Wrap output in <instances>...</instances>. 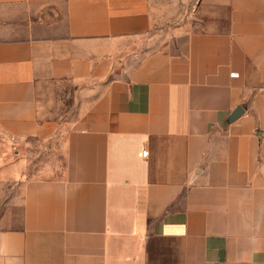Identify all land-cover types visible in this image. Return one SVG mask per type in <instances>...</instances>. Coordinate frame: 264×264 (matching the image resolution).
I'll use <instances>...</instances> for the list:
<instances>
[{"label": "crops", "instance_id": "crops-1", "mask_svg": "<svg viewBox=\"0 0 264 264\" xmlns=\"http://www.w3.org/2000/svg\"><path fill=\"white\" fill-rule=\"evenodd\" d=\"M0 264H264V0H0Z\"/></svg>", "mask_w": 264, "mask_h": 264}, {"label": "rangeland", "instance_id": "rangeland-1", "mask_svg": "<svg viewBox=\"0 0 264 264\" xmlns=\"http://www.w3.org/2000/svg\"><path fill=\"white\" fill-rule=\"evenodd\" d=\"M194 11H195L194 6H192L189 12L186 14V18H192ZM60 97H61V101L63 104V113H70L71 114L70 117L74 116L75 110L73 111L71 109L72 105L69 99H66L64 95H60L58 98L59 100H60ZM30 153H31V161L33 163L29 167V170L25 174V177H35V176L43 175L41 173V170H42L41 168L43 167V163H48L50 161L49 157L40 153V149L36 144H33V147L30 148ZM59 165H60V162H59Z\"/></svg>", "mask_w": 264, "mask_h": 264}, {"label": "water", "instance_id": "water-1", "mask_svg": "<svg viewBox=\"0 0 264 264\" xmlns=\"http://www.w3.org/2000/svg\"><path fill=\"white\" fill-rule=\"evenodd\" d=\"M243 110L241 107H238L234 110V112L229 117V122L235 121L237 118H239L242 114Z\"/></svg>", "mask_w": 264, "mask_h": 264}, {"label": "built area", "instance_id": "built-area-1", "mask_svg": "<svg viewBox=\"0 0 264 264\" xmlns=\"http://www.w3.org/2000/svg\"><path fill=\"white\" fill-rule=\"evenodd\" d=\"M146 155H147V152L144 151V152L142 153V156H146Z\"/></svg>", "mask_w": 264, "mask_h": 264}]
</instances>
